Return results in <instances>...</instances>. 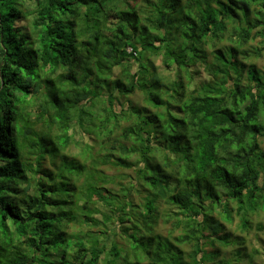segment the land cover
<instances>
[{
    "label": "trees",
    "instance_id": "trees-1",
    "mask_svg": "<svg viewBox=\"0 0 264 264\" xmlns=\"http://www.w3.org/2000/svg\"><path fill=\"white\" fill-rule=\"evenodd\" d=\"M262 57L264 0H0V264H233L205 247L264 214Z\"/></svg>",
    "mask_w": 264,
    "mask_h": 264
},
{
    "label": "rangeland",
    "instance_id": "rangeland-1",
    "mask_svg": "<svg viewBox=\"0 0 264 264\" xmlns=\"http://www.w3.org/2000/svg\"><path fill=\"white\" fill-rule=\"evenodd\" d=\"M258 41L252 42L251 47H256ZM154 61L155 65L160 67V60L158 57L152 58ZM251 64H255L256 67L264 73V57L260 59H252ZM161 68V67H160ZM160 74L163 76H166L167 79H174V74L168 73L164 71L163 69H160ZM206 79V76L203 74H199V76H195L194 83L197 86L200 84V82L204 81ZM194 85V88H195ZM143 94L140 92L134 94L131 96L130 99V104L139 107L143 106ZM123 102V101H121ZM116 106H118V109H120L119 104L117 103ZM263 143V142H262ZM97 147L99 146V142L96 143ZM104 147V146H103ZM262 148L264 149V143L262 144ZM109 174L112 176L118 177L120 175H126L130 177H134V172L132 170L129 171H123V170H115L114 168L109 171ZM117 181H119L117 179ZM128 181V178H126L125 183ZM264 181V180H262ZM136 198H139L138 195ZM167 207L165 205H162L161 207V213L164 215L166 213ZM161 215V216H162ZM167 218L165 219H160L158 222V225L156 227V235H160L163 238H170L171 234H173V237H177L179 235H182V229L181 228H176L172 226V223L166 221ZM264 221V214H255L252 216L251 222H252V228L249 231H243L242 228L240 227V221L239 218L234 214V221L233 223H225L222 221V223L225 226V232L229 234L231 237L230 241H235L234 245H231L227 248L220 246L216 244L215 246H211L208 244L205 248L207 250H219L221 256L218 258V261L221 259H226L228 261H231L233 264H249L250 260L248 258L249 255H254L252 258V263L251 264H264V232H258L256 231V225L258 223H261ZM171 238V241L173 243L177 244L179 247H181V250L184 251V253H189L191 251V246L186 245V243H176L174 241V238ZM241 250L242 256L238 257L237 252ZM259 250L261 251L260 255L254 254V251ZM239 259V262H238ZM208 264H211L210 262Z\"/></svg>",
    "mask_w": 264,
    "mask_h": 264
}]
</instances>
